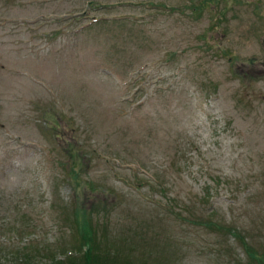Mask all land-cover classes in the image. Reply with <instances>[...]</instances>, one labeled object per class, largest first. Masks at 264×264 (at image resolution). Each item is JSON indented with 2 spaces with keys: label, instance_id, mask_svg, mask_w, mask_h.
<instances>
[{
  "label": "rangeland",
  "instance_id": "374dc122",
  "mask_svg": "<svg viewBox=\"0 0 264 264\" xmlns=\"http://www.w3.org/2000/svg\"><path fill=\"white\" fill-rule=\"evenodd\" d=\"M84 215L132 264L264 263V0H0V264Z\"/></svg>",
  "mask_w": 264,
  "mask_h": 264
},
{
  "label": "trees",
  "instance_id": "16d2710c",
  "mask_svg": "<svg viewBox=\"0 0 264 264\" xmlns=\"http://www.w3.org/2000/svg\"><path fill=\"white\" fill-rule=\"evenodd\" d=\"M89 220H85L83 223V228L87 229V234L91 241L88 244L91 245H82L81 248L86 250H78L75 256L67 255V258L63 261H55L54 264H132L126 260L120 259V251L116 249L115 251L108 246L105 248L101 247V242L99 241L97 232L94 229V226L91 224V219L93 217H86ZM36 255H28L25 258L26 262H35ZM142 263H147V260H143ZM256 264H264L263 262H256Z\"/></svg>",
  "mask_w": 264,
  "mask_h": 264
}]
</instances>
